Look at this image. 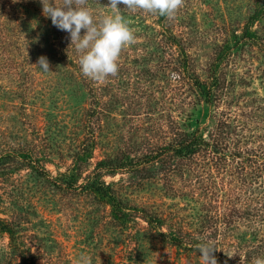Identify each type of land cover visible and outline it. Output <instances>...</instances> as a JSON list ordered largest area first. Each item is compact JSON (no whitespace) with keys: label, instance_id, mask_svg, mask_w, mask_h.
<instances>
[{"label":"rangeland","instance_id":"374dc122","mask_svg":"<svg viewBox=\"0 0 264 264\" xmlns=\"http://www.w3.org/2000/svg\"><path fill=\"white\" fill-rule=\"evenodd\" d=\"M95 1L94 19L112 14ZM118 7L136 43L103 83L32 20L25 50L0 70V216L14 229L0 231V264H203L204 241L239 264L264 259V0H184L172 20ZM195 129L216 147L161 151ZM125 156L134 166L103 178L194 247L162 242L139 216L117 225L78 186L100 159Z\"/></svg>","mask_w":264,"mask_h":264},{"label":"trees","instance_id":"16d2710c","mask_svg":"<svg viewBox=\"0 0 264 264\" xmlns=\"http://www.w3.org/2000/svg\"><path fill=\"white\" fill-rule=\"evenodd\" d=\"M54 2L59 4L61 0H54ZM90 2L93 3L96 1L88 0V4ZM87 7L90 9L91 4L90 7ZM31 20L38 24L43 30L51 33L50 35H52V38L58 39V41L62 43L60 46L63 49L65 48L63 53L69 59L70 63L79 61V54L76 52L74 45L70 46L69 34L53 26L51 19L46 18L42 14V6L39 0H19L17 3H13V0H0V54L5 55V57H2L1 59L0 70L10 66V62L7 59L11 56H15L16 53L25 50L26 45L23 44V42L32 37V29L29 27V22ZM66 44H68L69 47H66ZM194 81L201 94L204 96L210 95V87H208L205 82H199V80ZM208 147H211L212 149V147L214 148L216 145L215 143H211L198 129H195L191 132L179 133L176 141L169 146H165L161 151L168 149L178 157H188ZM87 153H89L88 156L91 154L90 147L85 149V154L83 155H87ZM130 161L131 159H129L128 156L123 157L119 161L114 160L113 158L100 159L93 169L90 170L89 174L86 175L84 182L79 183L78 186L91 192L94 197L97 196L100 200L107 203L110 206L113 222L117 225L127 226L128 223L133 220V216H139L145 220L149 226L157 230V236L162 242L166 244H190V248L194 247L196 244L184 240L179 232H176L173 229L168 231L162 229L163 224L165 223V218L161 216L159 211L155 212L144 206L139 207L137 205H130V203L125 201L120 193L103 178L105 173L113 175L119 168L133 167L134 164ZM73 169L76 170V174H74L75 176L65 182L69 185L77 183L82 175L81 166L76 161L72 165L71 170ZM0 231L8 233L11 238L14 235L13 227L1 216ZM22 252L23 250L18 252L19 256L22 255ZM215 256L218 264H225L226 260L227 264H239L236 261L237 259H229L226 254L218 253L216 251ZM21 257L23 263L37 264L32 260L26 262L25 257Z\"/></svg>","mask_w":264,"mask_h":264},{"label":"clouds","instance_id":"9594fccd","mask_svg":"<svg viewBox=\"0 0 264 264\" xmlns=\"http://www.w3.org/2000/svg\"><path fill=\"white\" fill-rule=\"evenodd\" d=\"M17 2L19 0H13V3ZM39 2L42 14L51 19L53 26L69 34L70 46L74 45L79 54L82 75L93 82L103 83L109 76L118 74L122 50L136 43V37L118 6L123 5L124 9L131 12L143 11L172 20L184 0H109L112 14L103 15L99 19H94L92 11L87 7L88 0H61L59 4L54 0ZM82 29L85 30L83 35ZM37 64L42 71H50L45 56H40ZM196 248L203 264H218L215 252L220 249L215 243L200 242ZM224 252L229 259L235 254ZM80 264L90 262L82 256ZM254 264H264V259L256 258Z\"/></svg>","mask_w":264,"mask_h":264}]
</instances>
